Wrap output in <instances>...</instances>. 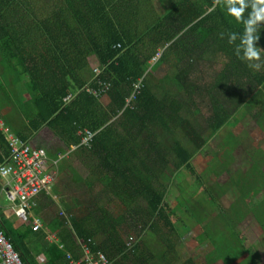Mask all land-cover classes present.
<instances>
[{"label":"trees","instance_id":"trees-1","mask_svg":"<svg viewBox=\"0 0 264 264\" xmlns=\"http://www.w3.org/2000/svg\"><path fill=\"white\" fill-rule=\"evenodd\" d=\"M142 1L0 0V118L20 138L32 141L43 127L62 145L78 144L77 128L95 132L90 147L78 146L61 160H67L61 169L65 180L52 185L63 208L56 212L63 219L58 236L75 257L82 255L80 244L86 242L93 252L102 250L118 264L116 254L128 249L126 233L140 237L149 230L166 245L155 264H200L191 257L177 263L175 243L165 235L175 229L170 214L176 212L169 207L167 190L180 169L190 166L192 151L202 149L234 111L264 105V3L170 0L168 11L138 34ZM241 8L239 16L231 11ZM249 47L259 60L245 56ZM92 57L101 68V80L87 73ZM156 73L163 74L164 82L173 78L177 93H156ZM139 78L134 107L122 110ZM102 79L109 88L100 96L84 88L100 87ZM74 91L78 93L64 102ZM21 95L33 99L35 110L28 120L20 109ZM192 96L201 104L208 98L211 113L202 130L188 115L198 109L195 99L190 106L186 102ZM5 156L0 132V160ZM75 161L85 167V174ZM259 180L264 183V177ZM260 188L245 205L264 228ZM205 194L213 199L210 192ZM55 203L48 197L36 210L46 224L51 218L46 204ZM1 228L23 264H39L37 256L50 250L56 255L47 264L68 263L28 225L8 228L2 222ZM99 230L105 236L97 243ZM238 241L231 233L212 247L214 258L225 264H264L249 249L230 262Z\"/></svg>","mask_w":264,"mask_h":264},{"label":"rangeland","instance_id":"rangeland-1","mask_svg":"<svg viewBox=\"0 0 264 264\" xmlns=\"http://www.w3.org/2000/svg\"><path fill=\"white\" fill-rule=\"evenodd\" d=\"M170 5V0H143L136 18L138 34L165 14ZM96 63V59L92 57L87 70L89 75H92L93 69L98 66ZM162 78V73L155 74L156 93L162 96L177 93L176 81L171 78L164 82ZM21 96L23 108L20 109L23 117L28 120L35 110L33 99ZM191 98L186 100L189 106L193 99L199 102L197 97ZM261 99L264 100V96ZM207 102L208 98H204L202 104L198 103V109L188 114L197 130H202L207 125V116L211 113V110L206 108ZM229 134L230 139L227 137ZM33 141L42 146L59 143L46 127L34 135ZM184 143L191 148L188 141L184 140ZM66 163V159L60 162V172L54 184L65 180V172L61 169ZM75 165L81 173H86L82 164ZM192 169L194 172H191ZM180 170L181 174L174 176L167 190L169 207L176 211L170 214L175 229L165 233L169 240L175 243L177 263L191 257L200 264H225L222 260L214 258L213 248L223 239L230 237L231 233L234 241H240L234 243L237 245V251L230 256V262L242 258L246 249L257 253L264 262V228L245 205L248 198H251L249 196L255 194L260 185V189H264V183L259 180L264 177V105L256 103L250 110L234 111L227 124L208 136L202 149L192 151L190 166ZM52 185L49 187L51 191ZM245 187H249L246 194L241 192ZM208 192L213 195V199L206 196L205 193ZM69 194L73 195L74 192L69 191ZM10 205L11 202L0 188L1 223H6L8 228L21 226L22 223L28 225L15 215ZM46 207L48 216H51L48 225L58 233L63 223L62 217L56 215V212L60 213L63 209L60 199L55 204H46ZM33 213L36 214V211L33 210ZM228 216L231 220H226ZM126 234L123 239L128 249L116 254L115 261L118 264H155L154 261L166 250L165 243L149 230L144 231L140 237L131 235V232ZM104 236L105 233L99 230L94 239L100 243ZM136 244L139 246L135 253L131 249ZM137 257L143 258V262Z\"/></svg>","mask_w":264,"mask_h":264},{"label":"built area","instance_id":"built-area-1","mask_svg":"<svg viewBox=\"0 0 264 264\" xmlns=\"http://www.w3.org/2000/svg\"><path fill=\"white\" fill-rule=\"evenodd\" d=\"M100 72V67L93 69V74L97 77L96 80H101L99 78ZM99 83L101 84L100 87L86 85L84 88L90 94L100 96L103 91L109 88V84L103 79ZM140 85L141 78L133 82L132 89L125 99L122 110L126 107H134ZM77 93L78 91L69 92L63 98V101L68 102ZM0 132L6 146V156L3 161L0 160L1 191L7 200L11 202L10 207L15 215L22 221L27 222L32 231L42 233L46 241L54 244L64 254L67 264H114V261L105 252L102 250L93 252L86 242L80 244L82 255L75 257L65 248L58 233L46 224L37 213H33V210L36 211L44 199L49 197L54 202L59 199L58 195L51 191L49 187L55 182L61 160L69 156L78 146L90 147L95 132L89 128H77L78 144L62 145L55 143L47 146L35 144L30 138H20L1 118ZM61 215L67 219L64 212H61ZM37 262L47 264L50 259L44 254L37 258ZM0 264H23L13 247L11 238L1 228V219Z\"/></svg>","mask_w":264,"mask_h":264},{"label":"clouds","instance_id":"clouds-1","mask_svg":"<svg viewBox=\"0 0 264 264\" xmlns=\"http://www.w3.org/2000/svg\"><path fill=\"white\" fill-rule=\"evenodd\" d=\"M237 2V0H229V3H235ZM238 2L243 5L244 0H238ZM261 3H264V0H260ZM231 11H233L237 16H239L240 11H242V8L240 10H236V9H231ZM245 56L249 59H256L259 60V54L254 51L251 47H249L246 52H245ZM250 67L259 69L260 65L259 64H250Z\"/></svg>","mask_w":264,"mask_h":264},{"label":"crops","instance_id":"crops-1","mask_svg":"<svg viewBox=\"0 0 264 264\" xmlns=\"http://www.w3.org/2000/svg\"><path fill=\"white\" fill-rule=\"evenodd\" d=\"M76 163H79L81 164L80 162H74L73 164L75 165ZM76 169H77V166L75 165ZM78 170V169H77ZM79 171V170H78ZM46 254V256L50 259V261L55 257V252L50 250V251H45V252H41L37 257H39L40 255H44Z\"/></svg>","mask_w":264,"mask_h":264}]
</instances>
